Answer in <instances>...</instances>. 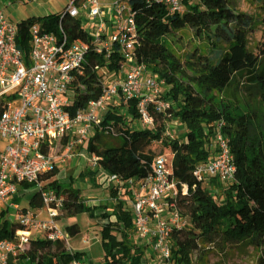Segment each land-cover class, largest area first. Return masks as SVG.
Masks as SVG:
<instances>
[{"label":"trees","instance_id":"trees-1","mask_svg":"<svg viewBox=\"0 0 264 264\" xmlns=\"http://www.w3.org/2000/svg\"><path fill=\"white\" fill-rule=\"evenodd\" d=\"M131 5L138 32L135 52L164 82L165 90L148 105V112L153 117L152 127H129V122L138 118L134 101L109 104L100 126L131 142L140 139L159 141L172 155L173 177L184 181L197 163L214 154L210 137L217 122L223 120V132L228 137L235 164L234 180L226 185L216 179L210 180L209 185L219 187L221 201L206 188L192 198L178 199L181 214L190 212L193 224L171 232L172 259L175 264H202L201 261L211 254L227 260L230 251L251 250L254 264H264V143L260 136L264 133V39L257 46V52L249 49L246 35L253 29V20L235 10L230 0H184L183 11L172 14L157 2L131 0ZM35 22L54 32L61 23L70 42L89 39L77 18H60L59 13L30 17L18 24L22 33L19 42L25 53L28 50L27 29ZM180 30L190 34L192 46L177 56L170 45L179 40L177 33ZM122 65L118 54L113 53L104 61L88 48L71 85L73 99L66 107L70 115L101 95L103 82L99 69L117 73ZM231 87L235 92L241 90L248 98L245 108L223 96ZM160 99L167 102L164 111L155 108V101ZM121 106L126 107L125 113L118 110ZM172 118L183 125L181 139L164 137ZM65 142L64 138L57 141L60 150ZM155 156L147 149L121 163L111 157L109 169L127 179L149 169ZM107 186L109 195L116 201L121 237L109 240L104 245L103 258L94 264H143L147 245L130 238L132 214L123 208L122 196L116 188ZM60 191L64 196L65 216L86 212L90 218L100 219L103 236L110 235L112 221L109 214L104 210L95 214L98 206L86 205L79 200V191L70 185ZM37 200L41 202L39 190L30 203L38 207L41 203L37 204ZM5 213L0 211V240L14 238L18 228L4 218ZM79 231L76 223L65 226L69 236ZM27 257L30 264H73L74 260L83 258L80 251L69 252L64 239L46 237L30 238ZM7 264L15 263L10 259Z\"/></svg>","mask_w":264,"mask_h":264},{"label":"built area","instance_id":"built-area-1","mask_svg":"<svg viewBox=\"0 0 264 264\" xmlns=\"http://www.w3.org/2000/svg\"><path fill=\"white\" fill-rule=\"evenodd\" d=\"M157 2L168 13H181L184 0H143ZM60 18H77L87 31V41H69L61 23L57 30H45L40 22L27 29L28 50L20 45L19 25L0 12V200H7L19 184L37 186L45 218L31 209H17L14 238L0 240V264L11 259L29 262L27 246L31 231H43L50 240L64 239L57 219L64 206V196L52 188L54 166L74 155V147L87 138L93 127L112 133L100 126V114L115 99L128 104L147 128L153 117L148 105L159 97L164 82L142 62L135 48L138 44L137 22L131 0H71L59 13ZM91 48L95 55L107 61L118 54L125 67L121 80L103 84L101 95L88 102L73 115L66 110L73 99L72 83L76 72ZM167 102L156 100L155 108L164 111ZM219 120L210 137L213 155L197 163L184 181L172 175V155H156L149 169L137 176L123 179L111 172L108 180L122 196L123 208L132 214L130 238L146 244L153 264H175L172 259L171 232L184 227L178 207L180 197L192 198L209 185L211 179L222 184L234 180L235 164L229 141ZM166 134L168 131L166 130ZM66 139L59 152L44 150L48 141ZM47 140V141H46ZM87 242V239H84ZM69 252H73L67 247ZM16 264V263H15ZM73 264H88L81 259Z\"/></svg>","mask_w":264,"mask_h":264},{"label":"rangeland","instance_id":"rangeland-1","mask_svg":"<svg viewBox=\"0 0 264 264\" xmlns=\"http://www.w3.org/2000/svg\"><path fill=\"white\" fill-rule=\"evenodd\" d=\"M230 5L237 11L250 16L253 20V29L247 33L246 41L249 49L257 52V46L264 39V2L263 0H230ZM180 35L179 40L176 43H171V50L177 55L181 56L190 49L192 42L189 41L190 34L187 31L180 30L177 33ZM125 67L121 68L119 72L113 73L108 71L106 68H101L98 70V74L103 82V84L110 83L115 80H121L124 76ZM240 86V83L238 84ZM165 90L163 88L162 92ZM234 89L228 88L223 96L231 100L235 104H239L242 108H245V102L248 98L241 91H233ZM118 100L115 99L110 105H117ZM250 103V102H249ZM254 105V104H253ZM109 106V105H108ZM107 106V107H108ZM251 106V104H249ZM121 113L126 112V107L118 108ZM100 114V121L103 118L104 113ZM130 128H147L139 118L134 119V121L129 122ZM168 134L166 131L164 137L181 139L184 134L183 125L178 119L172 118L167 124ZM261 136V140L264 143V133ZM47 141V140H46ZM59 145L55 147L53 145L48 146L46 144L44 150L46 152H58ZM150 149L155 155L168 153L169 148L163 149L162 143L159 141H147L145 139H140L135 142H131L122 136L114 135L105 130H99L97 127L92 133H88L87 138L83 139L80 144L74 147V156H72L70 161L63 162L57 165L52 173V181L49 186L52 188H57L58 190L63 189L68 185V181H80L83 183L81 185L86 188L80 189L83 192V199L87 200V203L95 202V206H101L97 210H104L106 214L110 215V221H112L111 233L109 236H103L100 233L101 225L98 221L97 226L91 224V218L86 212H80L71 217L59 216L57 219L58 228L63 232L66 239V247L77 248L75 250L82 252L83 260L88 264H94L100 261L104 256V245L111 239H119L121 237V225L116 212L115 203L116 201L109 195L108 184L113 185L109 182L108 177L112 172L109 168L111 167L112 158L116 157L117 163H121L125 158L136 155L138 153L144 152ZM112 157V158H111ZM111 158L109 161L108 159ZM71 168L74 170H67L61 174L65 176H60L59 172L64 168ZM81 173L80 175H78ZM71 174V175H70ZM70 175L68 178L66 176ZM57 177V178H56ZM30 191H36L38 188L35 185L30 186ZM221 187V185H220ZM28 188V187H26ZM206 189L210 193H215V198L221 201L220 189L216 185H208ZM21 191H23L21 189ZM20 191V192H21ZM92 206V205H91ZM61 215V214H60ZM7 216L5 213L4 218ZM181 217L184 221V228L190 227L193 224L192 214L182 213ZM76 222L79 225L80 231L74 236H69L65 232L64 224ZM91 224V225H90ZM100 231V232H99ZM43 231L33 230L31 231V238H43ZM84 239H87L85 242ZM135 241V240H134ZM137 243V241H135ZM202 264H254V253L251 250L243 251H230L228 253L227 260H220L217 255L211 254L205 258ZM16 264H30L27 261L20 259ZM143 264H153L152 257L149 251L143 260ZM201 264V263H200Z\"/></svg>","mask_w":264,"mask_h":264},{"label":"crops","instance_id":"crops-1","mask_svg":"<svg viewBox=\"0 0 264 264\" xmlns=\"http://www.w3.org/2000/svg\"><path fill=\"white\" fill-rule=\"evenodd\" d=\"M70 1L71 0H0V12H2L8 20L12 21L13 23L19 24L20 22H22V21H24L30 17H44V16H47L50 14L60 13ZM82 1L83 0H79V3H82ZM95 129H96V127H93L89 132L92 133V132H94ZM47 145L48 146L53 145V148H51V149L53 151H55V147L58 145V143H57V141H48ZM3 146H4V141H2L0 139V150L3 148ZM59 151H60V149L58 150V152ZM70 160H68V161H70ZM59 164H61V163L58 162L54 166V170L56 169L55 167ZM67 170L71 171V173L74 171L68 167V168L62 169L59 172V174H61L64 171H67ZM70 175H68L66 177L68 178ZM60 176H65V175L61 174ZM79 180H81V179H79ZM79 180L76 182L73 181L72 183H70V180H69L68 185H70L71 188L77 189L79 191V200L83 201L86 205L95 206L96 204H95V202H93L94 200H92V202H90V203H87V200L83 199L84 194H83V192H80V189L86 188V187L85 186L81 187V185L83 183H80ZM68 185H66V186H68ZM30 186H32V185L19 184L17 186V191L13 196H11L10 198H8L5 201L0 200V211L6 212L7 216L5 218L7 220H9L10 222L15 223V217H16L17 212H18L17 209L12 207V204L18 205L19 210L24 209V208L31 209L32 211L37 213L40 218H45L46 213H45V210L42 208V205L35 207L34 205H32L30 203V199L38 190L37 189L36 191H30V189H31ZM26 187H28V188H26ZM21 189L23 191H21ZM69 198H72V195H70ZM36 203L38 204L41 202L39 200H37ZM63 212L64 211L62 209L60 216L71 217V216H65ZM100 212H101V210H95V214H99ZM98 221H100L99 218H95V217L91 218V224H94V226H97ZM73 223H76V222H73ZM69 224H72V223L64 224V228L66 225H69ZM76 224L78 225V223H76ZM100 231H101V229H100ZM100 233H102V231ZM71 249L73 251H77V250H75L77 248H71ZM147 252H148V249H147ZM14 263H17V262H14Z\"/></svg>","mask_w":264,"mask_h":264}]
</instances>
